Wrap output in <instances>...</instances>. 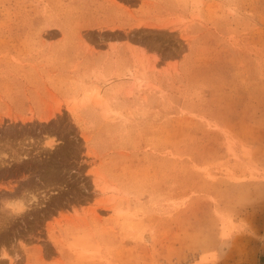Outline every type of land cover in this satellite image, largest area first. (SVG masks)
Returning a JSON list of instances; mask_svg holds the SVG:
<instances>
[{"label":"rangeland","instance_id":"374dc122","mask_svg":"<svg viewBox=\"0 0 264 264\" xmlns=\"http://www.w3.org/2000/svg\"><path fill=\"white\" fill-rule=\"evenodd\" d=\"M150 1L0 0V264H264V0Z\"/></svg>","mask_w":264,"mask_h":264},{"label":"crops","instance_id":"0c3cea01","mask_svg":"<svg viewBox=\"0 0 264 264\" xmlns=\"http://www.w3.org/2000/svg\"><path fill=\"white\" fill-rule=\"evenodd\" d=\"M76 1V0H74ZM98 4L107 6L109 10L112 11L111 18L104 21L107 23V27L103 30L104 32L108 34H113L115 36L117 35H126L131 30H140V29H150L152 27H156L155 24H147L145 22L146 16L139 17L142 22H138L135 20L137 18V15L145 8V6L150 5V0H139L136 3V6H131V2L129 0H118V1H112V0H97ZM128 10V12L126 11ZM128 13H130L134 19L130 18L128 16ZM152 22H154V19H152ZM104 23V24H105ZM149 23V22H148ZM83 27H75L76 30L81 29H90V30H96L98 31L99 28L94 25H89V23H83ZM94 24V23H90ZM259 250H264V242L261 243L259 246ZM257 252V251H256ZM261 252V251H260ZM257 254V253H256ZM248 264H257L256 260L254 261L251 259Z\"/></svg>","mask_w":264,"mask_h":264}]
</instances>
